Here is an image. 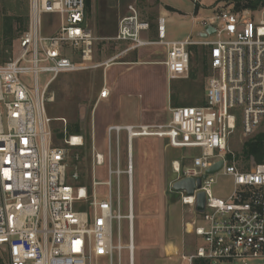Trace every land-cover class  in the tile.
I'll return each instance as SVG.
<instances>
[{"label": "built area", "instance_id": "built-area-1", "mask_svg": "<svg viewBox=\"0 0 264 264\" xmlns=\"http://www.w3.org/2000/svg\"><path fill=\"white\" fill-rule=\"evenodd\" d=\"M229 2L233 7L234 0ZM45 13L59 17V26L50 35L43 29ZM201 24L205 30L213 26L215 32L207 38L167 41L165 18L160 17L159 41L154 43L167 47L164 62L170 80L188 76L192 46L208 48L210 74L204 103L172 107L166 125H110L107 158L98 152L93 134L92 162L108 161V179L93 180L89 187L79 183L77 168L71 170L69 153L83 147L85 137L67 134L65 128L64 145L54 144V118L45 106L51 80L40 88L38 74L48 72L56 77L109 61H95L99 37L86 22V0H30L28 27L20 36L19 52L0 63V249L8 264H125L124 251L128 252V264H135L132 156L128 153V168L123 169V131L130 141L134 134L160 136L167 137L173 146L201 151L184 167L173 163L176 181L202 178L193 195L178 193L182 205L193 214L185 229L201 239L194 252L183 256L187 264L196 260L208 264L264 260V162L256 163L252 158V168L241 169L229 151L238 125L250 136L264 120V5L256 9L217 8L214 15L201 19ZM150 27L130 5L129 14L118 21L116 35L105 39L140 47L153 43L141 39L142 31ZM26 75L33 78V87ZM108 94L103 88L99 98ZM59 120L67 124L65 118ZM220 160L223 167L218 173L230 176L233 182L227 196L213 191L218 173L204 177ZM122 174L128 176L129 185L126 214L122 210ZM97 185L106 186L107 192L98 194ZM200 192L206 195L203 211L196 208ZM123 220L128 221L126 242Z\"/></svg>", "mask_w": 264, "mask_h": 264}, {"label": "rangeland", "instance_id": "rangeland-1", "mask_svg": "<svg viewBox=\"0 0 264 264\" xmlns=\"http://www.w3.org/2000/svg\"><path fill=\"white\" fill-rule=\"evenodd\" d=\"M91 10L87 14V23L93 29L99 40L95 46L96 59L104 60L119 52L126 44L113 45L104 39L105 37L115 34L118 27L119 19L127 15L129 6L133 5L138 10L141 18L151 20L154 18L156 8L159 11H169L171 20H168L167 30L173 35L183 36L190 32L194 25V16H198L196 26L190 35L197 37L198 31H201L204 26L200 25L201 19L208 18L214 15L217 8H236L235 4L232 7L229 0H91ZM158 3V5H157ZM170 6L179 9L177 12L171 11ZM196 6L200 10L195 14ZM30 7V1H29ZM243 9L242 7L238 10ZM183 14V16H182ZM186 15V16H185ZM2 18H3V1L0 0V62L14 58L19 52L20 36L16 37L12 46H6L2 40ZM43 29L45 34H53L56 32L59 25V17L56 14L45 13L42 16ZM151 24V23H150ZM104 39V40H103ZM207 51L203 45L191 47V60L189 74L185 78L176 79L173 93L178 98L179 104H199L203 101L204 90L208 79V72L204 70V59L207 58ZM97 61V60H96ZM52 74L48 72H40L38 74L39 87L42 88L45 83L51 78ZM26 81L33 87V78L30 75L25 76ZM103 86V67L94 68L84 71L64 72L50 83L45 92L46 112L56 118L53 121L52 129L55 134L54 144L64 145L65 123L58 118H65L67 121V134L76 132V124H79L80 110H88L87 116L95 103L96 97ZM264 131V120L261 125L250 136H246L242 132L240 125L237 126L230 138L229 151L234 153L236 163L241 169L250 170L253 162L246 159H241L245 142ZM85 136V145L78 149L70 150L71 170L77 168L80 174V184H87L89 187L92 181L103 182L108 179V164H93L92 153V137L91 134L81 130ZM62 134V136H61ZM122 138V135H121ZM141 140H143L141 138ZM139 142L140 139L134 141V157L136 167L135 184L133 182L134 191V213H135V242L136 252L134 255L135 264H155L158 259L163 258L167 264H185L182 259V254L188 251H195L200 242V237L195 234H187L185 237L184 248L180 251L178 257H173L163 252L166 222L175 223L176 220L182 222L188 219L189 209L182 205L180 195L173 192L170 185L171 166L170 157L166 156V150L163 153L161 147L147 156L148 164H151L148 170L140 173L139 170ZM105 151L103 154L107 158L108 154V135H106ZM122 155L125 160L126 142L123 140L121 145ZM181 152L199 154L200 149L190 151L188 149ZM79 154L80 158L76 159ZM240 157V159H238ZM112 165L116 167V143H113L112 149ZM122 168H124L122 166ZM216 184L213 186L214 193L218 196H227L233 186L230 176H224L222 173L214 175ZM122 210L123 213L128 212V196L129 185L128 176L122 174ZM134 181V179H133ZM76 183V184H79ZM113 184H116V177H113ZM95 190L98 194L103 195L107 192V187L97 185ZM116 191V188H114ZM185 219V220H184ZM184 229V225H183ZM185 234V233H184ZM128 238V221L123 220V239ZM167 251L173 250L172 245L166 246ZM173 257V258H172ZM123 262L128 264V252H123ZM213 264H220L213 261ZM0 264H8L6 253L0 249ZM248 264H264V260H250Z\"/></svg>", "mask_w": 264, "mask_h": 264}, {"label": "crops", "instance_id": "crops-1", "mask_svg": "<svg viewBox=\"0 0 264 264\" xmlns=\"http://www.w3.org/2000/svg\"><path fill=\"white\" fill-rule=\"evenodd\" d=\"M169 9H171V11L173 12L179 11V9L174 8L173 6H170ZM90 10H91V6H90ZM90 10H88L86 5V22H87V14L90 13ZM194 11L196 14L199 13L200 10L196 8ZM127 14H129V12ZM160 17L165 18V40L182 41L190 36L193 39L202 38L200 36V33H202L205 29L198 31L197 37H194V35H190L191 31L193 30V26L197 25L196 21H198L199 18L198 16H194V25H192V29L190 30V32H188L183 36H176L173 35L172 32H170L169 30H167L166 25L168 23V20L169 21L171 20L169 16V11L167 10L159 11V7H157L155 16L150 22L151 23L150 29L146 31H142L141 33L142 40L153 43L143 45L140 47H133V43L129 41H121V42L108 41L113 45L126 44L125 47L119 50V52L104 60L100 61L99 59H96L95 56V61L97 60L96 62L103 63L104 61H109L107 65L103 63L100 66L96 67V68L103 67L102 89L103 88L108 89L109 94L105 98H99L102 89L100 90L99 94L96 97L93 108L89 113V116H87L88 110L87 111L86 109L80 110L79 124H76L78 126V130L74 133V134L84 135L80 131L85 130L86 133L91 134V137L94 134L96 139V148L100 153H102L103 150L105 151L107 129L110 125H122V126L166 125L171 120L172 107L200 106L204 103L206 88L204 90L203 101L199 104H189V105L179 104L178 98H176V96L174 95L173 87L174 84L176 83V79H172V80L169 79L167 67L164 62L167 56V47L163 44L154 43L159 41L158 19ZM200 25H202L201 22ZM117 29L115 34L109 37H114L117 33ZM109 37H105V38H109ZM206 55H207L208 67L206 68V70L205 69L204 70L207 71L208 74H210L208 51ZM56 77H53L52 75L49 80H51L52 82ZM206 87H207V83H206ZM59 119L60 118H58V120ZM54 120H56V118H54ZM54 138H55V134H54ZM141 138L143 140H141ZM135 139H140L139 142L140 173L144 172L145 170H148L149 167H151L150 166L151 164L147 163L146 160L147 156L153 154L154 150L157 151L160 147L161 149H163V153L165 152L164 150H166V156L168 157V159L170 157V161H171L170 162L171 173H172L170 180L171 186L178 178V174L173 169V163L175 165L179 163L181 167H184L186 164L190 162L192 156L195 155L193 153L185 154L184 152H181V150H186V149H188L189 151L191 149V151H193L196 150L195 148H189V147L184 148V147L173 146L171 145L167 137L139 136L138 134H134L130 141L127 132L123 131L121 145L123 143V140H125L126 153L124 160L122 155V147H121V159H122L121 165L124 167L123 169L128 168V153L131 152L134 184L136 180L135 179L136 167H135V157H134ZM154 154L157 156L156 153ZM188 211H189L188 212L189 216L187 220L184 219L185 221H183L182 219L181 222L180 219V220H176L175 223L172 222L169 223V220H167L166 222L167 223L165 230L166 232H165V238H164V244L162 246V250L163 252H166L165 254L169 256L178 257L180 251L182 250V248H184L185 237L189 233L185 229V223L190 221V219L193 216L192 210L189 209ZM183 225H184V229H183ZM168 244L172 245L173 250L171 252L167 251L166 249V246ZM192 252L193 251H188L186 253H183L182 259L184 255L190 254ZM155 264H165L164 259L163 258L158 259V261H156ZM185 264L187 263L185 262Z\"/></svg>", "mask_w": 264, "mask_h": 264}, {"label": "trees", "instance_id": "trees-1", "mask_svg": "<svg viewBox=\"0 0 264 264\" xmlns=\"http://www.w3.org/2000/svg\"><path fill=\"white\" fill-rule=\"evenodd\" d=\"M3 18H2V40L6 46H12L13 41L18 35L24 33L28 27L30 0H2ZM236 10L239 8L256 9L264 5V0H234ZM88 10H90L91 0H86ZM198 8V6H196ZM196 47V46H194ZM5 60H2L3 63ZM204 69L208 67L207 58L204 59ZM78 130V126L75 125ZM62 136V134H61ZM254 159L256 163L264 162V131L259 132L254 137L245 142L241 159ZM240 159V157H238ZM195 264H208L205 260H196Z\"/></svg>", "mask_w": 264, "mask_h": 264}, {"label": "water", "instance_id": "water-1", "mask_svg": "<svg viewBox=\"0 0 264 264\" xmlns=\"http://www.w3.org/2000/svg\"><path fill=\"white\" fill-rule=\"evenodd\" d=\"M215 32V28L213 26H209L205 31L200 33L202 38H207L211 36ZM223 167V160H220L213 164L204 175L206 177L207 174H216ZM202 178H183L175 181L172 185V189L176 193L185 192L187 195H193L196 188L201 187ZM206 195L204 192H200L197 196V210L203 211L205 208Z\"/></svg>", "mask_w": 264, "mask_h": 264}, {"label": "bare ground", "instance_id": "bare-ground-1", "mask_svg": "<svg viewBox=\"0 0 264 264\" xmlns=\"http://www.w3.org/2000/svg\"><path fill=\"white\" fill-rule=\"evenodd\" d=\"M132 174H133V171H132ZM132 189H133V179H132ZM133 201H134V196H133ZM133 210H134V202H133ZM135 214V213H134ZM136 249V248H135ZM135 255V253H134ZM135 260V259H134Z\"/></svg>", "mask_w": 264, "mask_h": 264}, {"label": "flooded vegetation", "instance_id": "flooded-vegetation-1", "mask_svg": "<svg viewBox=\"0 0 264 264\" xmlns=\"http://www.w3.org/2000/svg\"><path fill=\"white\" fill-rule=\"evenodd\" d=\"M134 189V188H133ZM133 196H134V191H133Z\"/></svg>", "mask_w": 264, "mask_h": 264}]
</instances>
